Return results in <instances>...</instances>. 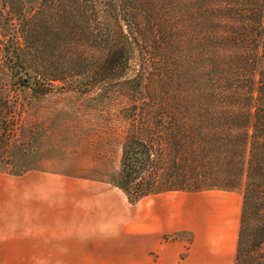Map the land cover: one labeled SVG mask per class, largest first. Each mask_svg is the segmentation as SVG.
I'll list each match as a JSON object with an SVG mask.
<instances>
[{
  "label": "trees",
  "instance_id": "obj_1",
  "mask_svg": "<svg viewBox=\"0 0 264 264\" xmlns=\"http://www.w3.org/2000/svg\"><path fill=\"white\" fill-rule=\"evenodd\" d=\"M0 32L11 38L1 44L0 66L34 96L62 81L81 94L123 86L116 98L127 127L118 172L106 177L130 204L182 190L166 179L151 185L154 175L239 185L235 264L260 247L264 0H0ZM61 58L90 65L86 79L62 78L54 66ZM2 93L0 108L11 114L16 103ZM8 127L0 129L5 140L15 135Z\"/></svg>",
  "mask_w": 264,
  "mask_h": 264
},
{
  "label": "rangeland",
  "instance_id": "obj_2",
  "mask_svg": "<svg viewBox=\"0 0 264 264\" xmlns=\"http://www.w3.org/2000/svg\"><path fill=\"white\" fill-rule=\"evenodd\" d=\"M9 35L0 32V47L11 41ZM13 41L24 42L19 37ZM54 66L61 67L62 78H78L80 83L90 70V65L69 64L62 58ZM46 68H34L40 81ZM55 85L46 95L34 96L18 88L8 69L0 66V98L5 92L16 103L11 114L0 108L5 123L0 129L15 130L10 140L0 136V216L9 235L22 219L32 223L29 234L39 232L41 251L54 253L39 255L34 264H128L138 249L141 258L145 254L153 260L159 238L188 245L194 236L208 239L224 226H234L237 232L243 194L239 185L154 175L151 185L157 187L166 179L182 190L130 204L107 179L118 172L127 127L118 117L125 104L116 98L123 86L107 82L91 94H81L63 81ZM66 242L89 248L68 255ZM239 264H264V242L256 250L247 249Z\"/></svg>",
  "mask_w": 264,
  "mask_h": 264
},
{
  "label": "crops",
  "instance_id": "obj_3",
  "mask_svg": "<svg viewBox=\"0 0 264 264\" xmlns=\"http://www.w3.org/2000/svg\"><path fill=\"white\" fill-rule=\"evenodd\" d=\"M239 218L240 213L237 232L234 231V226L229 228L224 226L219 228L208 239H203L199 235L194 236L193 241L188 245L182 241L165 243L159 238L157 243H154L156 245L153 248L155 251L153 260L149 255L145 254L141 258V252L138 249L137 253L133 255V260L131 259L128 264H143V262L149 264H235ZM24 222L26 221L22 219L19 223V228L15 227L12 230L14 232L9 235L5 219L0 216V264H22L23 262L34 264L35 258L39 255L54 254L49 251H43L44 249L41 251L40 242L43 239L40 238L39 232L29 234V229H33V224L29 225V223ZM219 226L223 225L220 224ZM19 230L22 232L18 233L17 231ZM45 244L49 247L48 243L45 242ZM63 245H65L64 249L68 255L89 248L85 244H81L80 247H73L70 242H66ZM151 245L152 240L150 241ZM43 248L45 247L43 246ZM30 259L31 263H29Z\"/></svg>",
  "mask_w": 264,
  "mask_h": 264
}]
</instances>
